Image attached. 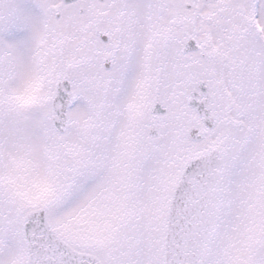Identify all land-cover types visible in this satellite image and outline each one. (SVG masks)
Returning <instances> with one entry per match:
<instances>
[{
    "label": "snow or ice",
    "instance_id": "snow-or-ice-1",
    "mask_svg": "<svg viewBox=\"0 0 264 264\" xmlns=\"http://www.w3.org/2000/svg\"><path fill=\"white\" fill-rule=\"evenodd\" d=\"M0 264H264V0H0Z\"/></svg>",
    "mask_w": 264,
    "mask_h": 264
}]
</instances>
